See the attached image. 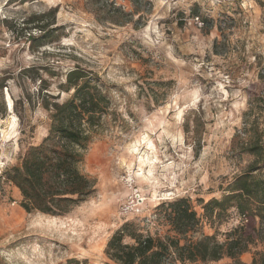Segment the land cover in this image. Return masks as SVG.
Instances as JSON below:
<instances>
[{"label":"rangeland","instance_id":"374dc122","mask_svg":"<svg viewBox=\"0 0 264 264\" xmlns=\"http://www.w3.org/2000/svg\"><path fill=\"white\" fill-rule=\"evenodd\" d=\"M107 3L127 15L96 0H0V264H115L106 249L118 230L176 236L163 202L187 198L202 217L237 176L264 178V0ZM43 27L39 47L29 33ZM77 66L112 100L80 165L95 192L64 215L29 213L5 172L49 134L41 81L62 102ZM245 223L233 206L188 238L225 242Z\"/></svg>","mask_w":264,"mask_h":264},{"label":"trees","instance_id":"16d2710c","mask_svg":"<svg viewBox=\"0 0 264 264\" xmlns=\"http://www.w3.org/2000/svg\"><path fill=\"white\" fill-rule=\"evenodd\" d=\"M96 1L109 9L110 16L127 15L107 0ZM129 1L139 11L146 0ZM40 31L42 35L38 37L29 33L31 40L39 42V47L46 44L50 35L47 28ZM42 83L40 96L49 112V134L41 144L29 146L20 164L7 170L5 177L19 189L21 206L27 212L57 216L70 212L95 192V182L82 173L80 165L93 133L111 110L112 100L97 84V76L79 66L69 70L60 85L63 92L71 93L62 102L55 101L60 97L49 93L44 80ZM233 206L246 223L236 228L227 241L219 242L215 235L188 238L190 233L198 232L204 218L212 223L221 220ZM162 208L176 236H145L136 231L126 232V227L118 230L106 249L115 264H196L223 258H230V264H264V178L256 176L254 170L237 176L222 199L206 202L202 217L187 198L163 202ZM126 235L135 243L125 244ZM182 239L186 240L184 244L180 242ZM256 244H261L263 249L255 252L251 263L243 262L240 256Z\"/></svg>","mask_w":264,"mask_h":264}]
</instances>
